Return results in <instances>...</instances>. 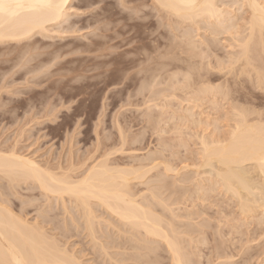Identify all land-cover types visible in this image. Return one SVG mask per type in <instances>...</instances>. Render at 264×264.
Wrapping results in <instances>:
<instances>
[{"label":"bare ground","instance_id":"1","mask_svg":"<svg viewBox=\"0 0 264 264\" xmlns=\"http://www.w3.org/2000/svg\"><path fill=\"white\" fill-rule=\"evenodd\" d=\"M74 1H76V0H3V2L6 5H18V6L5 8L4 11L0 12V42L5 43L7 41H13V43H14V41H17V42L21 43V41L24 42L25 40L27 41L28 39L32 40L33 36L37 33H39L38 35L41 34L44 36L45 35L44 33L46 31H48V29H49V28H47L48 25H51L53 23L54 24L55 23L62 24L64 21H66L68 19V16L70 14L68 15L67 13H68L69 9H71L70 5L73 4ZM101 1H103V0H101ZM138 1L136 3H138ZM77 2H79V1H77ZM124 2H125V0H124ZM132 2L135 3V0L134 1L132 0ZM150 2H151V5L149 4ZM122 3H121V5H122ZM144 3H146V2H144ZM149 3L147 2L148 5L153 7L154 11L156 10L158 14H162L161 16H163L162 18H164L163 19L164 21L166 20V22H168L167 25L169 24L168 25L169 27L166 26V27H168L167 30L170 28L169 30H171L173 32V35H171L172 34L171 31L168 32L171 35V37L173 38L175 32H178L175 34H179V35H175L174 38L171 40V43H169L170 41L167 42L165 40H164V42H162L161 40H158L156 38L157 40L155 39L154 41H152V44L154 42V45H151V46L148 45L149 47H147V45L143 46L142 43L140 42L143 47H135L134 51L136 53L130 51L132 54L135 53L134 55H137L138 58L134 57V58L130 59L129 63H132L135 66V68L137 67V69H139V71H138V73H136V75L134 77H132L131 84L128 83L129 81H127V83L124 81V83H125L124 86H126V87H128L130 85L132 86L133 82H137L138 84H139V82L141 83L140 89H138V87H137V90H139V92L138 91H137L138 93L136 91L135 92L137 94L141 95V98L143 97L142 98L143 100L141 99L142 104L141 105L139 104V107L142 110H143L142 106H145V108H146V109L144 108L145 109L144 111H146V112H144V113L142 112L144 114V115L142 114L144 116L143 118L145 120L144 123L146 122L145 124L148 125L151 128V130H153L154 133L157 134V137L161 138L163 136L162 137L163 140L167 138V137L164 138V135L167 136L168 134L166 135V133H168V132L171 133V136L174 135L175 139L177 140L176 144H178V140H179V144H180V145L178 144L177 146H174V147L175 148L177 147L176 149H179L180 146H181V148L183 146L186 153L191 154L192 151H190L191 149H188V147L191 146L190 141H194L193 146L197 147V148H196L195 153L194 152H192V153L194 154L195 159H197V160H195V159L194 160L197 161L198 163L197 162L195 163V161H194L193 162L194 164H192V165H191V163L189 164L188 162H187L188 164L186 163L184 165H181L183 163V160L181 161L182 162L181 163L180 160L182 158L180 160H178L180 158V157H178V158H176V160L178 161V163L179 162L180 163L175 165L177 163V161L175 160L176 163L174 164L172 158L175 159V157L180 155V152L178 150H176V152H174L175 151L174 150L169 155V157L171 156V159H168L169 157L167 158L165 156L166 155L165 153L171 152L169 149H171V150L175 149V148H173V149L171 148V147H173L174 143L171 146V144L169 143L170 141H168V140H166L167 142H164L165 140L159 141L162 143H158V141L156 140L157 143L159 144V146H162L161 147L162 150H160L161 153L158 150L156 152V150L154 149L155 150V151H153L154 154H151L148 156V154L146 153L148 159H146L147 157L143 155L146 158L143 157L144 159H142V157H141V158H138V160H137L136 158L139 157V156H137V154L135 155V159L132 157L133 154H135L133 152H137L134 150V151H130L133 153L132 156L130 157L133 159V161L132 162H128V161L125 162V160H127V159L122 160L124 157H120L122 155L121 153H123V155L128 154L129 152L127 150L130 148H128V149L125 148L127 153L124 154V152H126V151H124L125 150L124 147L129 142H132V143H130L132 146H134L137 142L135 140H132L131 137H127L126 134H128V133H126V132H128V130L125 132L126 134L123 133L124 131L122 128L124 127V125L122 126V128H120L121 124H118V122H117L116 124L118 126H120V127H118V129L116 126L117 131L119 130L118 133L120 134V137H119L120 142L118 140L119 144H117V142H116V146H109L108 143H107L108 145L105 144L106 145L105 149H104V147H102V149H104L105 151H103V155L101 157H97V158H94V160H91L94 157L92 155L93 154V152H92V154H91L92 158H90L91 156L88 155L89 156L88 160H87V157H88L87 156L86 158H84V162H83V160L78 161V162H83V163H80L81 165L79 167L77 166V168H76V166L75 167L72 166L73 162H71V161H69L71 165L68 166V164H67L65 167H62V165H60V164H57L58 166H55L52 163L50 166V165H47V163L41 164L42 162L40 163L39 161L33 160L32 158H28V156L25 157V156L21 155V154H26L23 151H21L22 153L19 155L18 150L17 149H16L17 151L15 150V147H16L15 145H14V149H11V148H13V146H11V147H9L10 148L9 150H8V147L6 146L5 148H7V149L5 151L3 148H2L3 150L0 149V176L2 175L1 176L2 178L3 177L6 178L4 181L8 180V182L10 183L9 184V183L5 182L6 184H9L12 186L13 190L11 189L10 191L15 192V190H17V187L19 189V187H23V185H24V187H25V185L27 186V190L29 189V192H32L34 189H39L40 190L39 192L42 193L41 197L44 196L46 198V200H43V201L45 203L47 202L48 205L49 204L53 205V206L49 205L48 207L52 208V207H54L56 202H57L56 205L60 203L59 205H57V207L62 205L63 206L62 209L67 213L66 214L64 212L66 215H68V217L69 216L71 217L70 211H73L72 209L74 207V206L71 207L69 204H72V205L75 204V207H76L75 209L77 210V208H78V210L80 212L78 214H79V216H81V218H79L81 220L80 221H79V219L77 220L76 215L74 216L72 214V217L71 218L69 217L71 220L68 218L69 221H72L73 220L72 218L76 217V219L74 218L76 221L74 220L75 222L73 221L72 223L75 224L76 222H80L79 224H81L82 223L81 221L83 219L82 225H84L85 227L84 226H83L84 228L80 227L82 225L79 226V224L77 223L76 229L78 228V226L80 227V231H81V228H82V231H84L83 229H86L85 232L89 233V234L86 233L87 236L90 235L91 241H94V243H95V244H93V246L95 247V245L96 246L99 245V246H97L95 248L93 247V248L96 250H98V248H100L103 251V253H101L102 251L100 252V249L98 251L101 253V255L103 254L105 257H107L108 260L104 257H103V259L104 260L106 259L108 262L110 261L109 262L110 264H113V262L115 264H124V263H126V261L128 263L129 259L132 261V262L129 261L132 264L134 262H135V264H162V261H164L165 259H168V261H169L168 264H202V263H200L199 260L202 259L201 258L202 254L205 255L204 253H202L205 250L203 248L205 246H206L205 248L208 249V251H209L208 254H210L211 257L213 256L212 258L215 259L214 261L212 259L211 260L212 262L209 261L210 263L207 262V264H231L234 262V259L231 261L230 259H231V257L233 258V256H231V255L228 256V254L230 252H229V247H228L229 245H227V244L230 242L229 244L232 243V245H233L234 242H232V239H230V238L231 237L233 238L235 235L243 232L242 230H239V233H237L238 231H236L240 227L238 225L241 222H242L241 223L242 227H243V224L246 225L245 223H247L248 221L253 223V221H254L253 217L256 216L255 213H257L258 209L264 207V203H259L257 201V199H256L257 197L255 194L256 191H259V192L264 191V112H263L264 108L260 109V107H263L262 105H264V104H262V105L260 104L261 106H257V108H256V103H255V105H253L254 100L259 99V97H257L254 92L258 89L259 93L261 91V95H262V93L264 94V0H149ZM127 5H128V3H127ZM129 5H130V3H129ZM92 6H93V4H92ZM123 6H125V3ZM131 7H130V11L132 10ZM136 7H137V5H136ZM142 7H146V4H145V6H142ZM89 8H91V7H89ZM103 8H105V6ZM124 9H126V8H124ZM134 9H136V8H134ZM141 10L142 9L139 10L138 15H140V14L142 15V14L146 13V12L143 13L142 11H144V10H142V11ZM117 11H120V10L117 9ZM135 11L133 12V14H137V12H135ZM140 11H141V13H140ZM122 12H125V11H122ZM239 12H241V13H239ZM101 13H103V12H101ZM117 17H118V14H117ZM128 17H129V14H128ZM155 17L156 16H154V18ZM138 18H136V19L137 20L141 19V18H139V19ZM149 18H150V16H149ZM102 19H100V20H102ZM108 19H112V18H108ZM69 20L70 19H68V21ZM94 20H96V19H94ZM105 20H103V22ZM121 20L122 19L120 18L119 21L121 22ZM134 21H136V20H134ZM128 22H129V20H128ZM138 22H139L138 23L139 26H137V28H140V27L142 28L144 25H147L143 21L142 22L138 21ZM145 22H146V20H145ZM67 23H65V24H67ZM98 23L99 22H97V25H98ZM118 24L119 23H117V25ZM59 25L57 24V26H59ZM71 25H69V26H71ZM74 25H75V23H74ZM104 25L107 26V24H104ZM108 25L112 26L113 24L108 23ZM121 25H123V24H121ZM134 25H137V24H134ZM76 26H75V29H76ZM90 27H88V28H90ZM134 27H136V26H134ZM72 28L69 27L68 29L72 30ZM103 28H102V30H103ZM115 28H117V27H115ZM125 28L126 27H124V29ZM158 28H160V26ZM85 29H86V27H85ZM97 29H99V28H97ZM122 29H123V27L121 28V30ZM140 29H138V30L141 31ZM73 30H74V28H73ZM135 30H137V29H135ZM158 30H160V29H158ZM203 30H204L205 34L209 35L211 38L209 36L208 37L206 36L207 39H204L205 37L200 34L201 32H203ZM56 31H60V30H56ZM77 31H79V30H77ZM106 31H107V29L103 32H106ZM109 31H107V32H109ZM115 31L116 30H114V34L115 33L117 34V32H115ZM128 31H130V30L128 29ZM139 31H138L137 35H139V33H140ZM199 31H201V32H199ZM70 32H68V33H70ZM64 33H65V30H64L63 34ZM155 33H157V32H155ZM59 34H62V33H59ZM128 34H129V32H128ZM169 34H168V36L170 38ZM119 36H120V34H119ZM119 36H117V37H119ZM120 37H122V36H120ZM158 37L160 38L159 35H158ZM161 37H163V35ZM175 37L177 40H179L176 43H175V40H176ZM98 38H100V36ZM106 38L110 39V37H108V36ZM106 38H105V40H106ZM103 39H104V35H103ZM103 39H102V41H103ZM118 39H121V38H118ZM126 39H128V38H126ZM148 39H149V37H148ZM164 39H166V38L164 37ZM99 40L94 41V45L92 43H90V44H92L93 46L101 45ZM114 40L115 39H112V42H114ZM129 40H130L129 41L130 46L132 43H135L134 42L135 41V34L132 35V37H130ZM162 40H163V38H162ZM115 41H117V40H115ZM137 41H138V39H137ZM27 42H30V41H27ZM108 42H105V43L110 45ZM8 43H10V42H8ZM19 43H17V45H19ZM117 43L118 42H116V44ZM106 44H104V47L106 46ZM149 44H150V42H149ZM32 45H34V44H32ZM32 45L28 44L29 47H27V48L25 47L26 45H24L25 49H22V48L20 49L22 51L24 50L23 52L19 51L17 48L16 50H18L19 53L21 52V54H18L17 56L19 58L23 59L25 57H22V56L27 55L28 60H27V58H25L27 61L31 60L30 58H33L34 55H35V57L39 56V58H40V56H43L41 54V52L44 51V49H47V47H44V45H43L44 49L42 50V47H41V52L39 51L40 53L37 54L38 53V50H37L38 47L34 48V46H36V45H34V46H32ZM67 45L65 46L66 48H64V47L58 48L57 47L58 50L55 49L56 52L53 50L52 54L48 51L49 55L50 56L52 55L51 58L54 56L58 59L61 58L59 56V54L60 53L63 54V52H64L63 48L65 50H67ZM70 45H68L69 48L71 46H73V44L71 46ZM221 45H223L222 46L223 48L221 47ZM30 46L33 48H30ZM78 46L77 47L75 46L76 51L81 50V46L77 50ZM128 46H127V48H128ZM20 47H22V45H20ZM75 47H74V50H75ZM95 47H97V46H95ZM108 47H105V48L108 49ZM111 47H109V49ZM219 47L222 48L221 50H223V49L228 50V51L225 50V51H227L226 56H220L219 55V51H218L220 49ZM13 48H14V46H13ZM69 48H68V50H69ZM85 48H87V50H88L90 48V46L86 47V45H85ZM98 48H100V46H98ZM105 48L102 49V47H101L99 50H105ZM113 48L115 51H117L116 49L118 47L115 48V46H113L111 49L113 50ZM121 48H123V47H121ZM10 49H11V47H10ZM6 50H7V48H6ZM16 50L14 49L15 52H17ZM94 50L96 51V49H94ZM1 51H2V49H1ZM3 51H5V50H3ZM70 51L72 53V50H70ZM82 51L81 52L79 51V52L83 54L84 51L83 52ZM8 52H10V51H8ZM73 52L75 53V51H73ZM97 52H98V50H97ZM34 53H36V54H34ZM71 53H69V55ZM74 53H72V56ZM114 53H116V52H114ZM132 54H130L131 57L134 56ZM29 55H30V57H29ZM49 55H47V57H49ZM104 55H105V53H104ZM127 55H128V53H127ZM130 55H129V57H130ZM9 56H11V55H9ZM66 56H67V54H65V57ZM101 56H103V55L101 54ZM65 57L62 58L63 62H64V59H66ZM108 57H110V59L113 58L112 55H110ZM118 57L116 56L113 59L119 60L121 56L119 58ZM56 58L53 60H58ZM23 60H22V62H23ZM34 60L36 61L37 58ZM34 60L33 61L31 60L32 63L34 62ZM45 60H46V58H45ZM45 60L44 61L41 60V62H40V60H38L39 61V63L37 61L38 64L35 62L37 64V67H41V69H42V67H44L45 65L47 66L46 63H48L49 59L47 62ZM53 60H50V62H52ZM108 60H109V58H108ZM14 61L16 63V59H14ZM19 61L21 62V59ZM27 61H25V62L28 63L27 64V66H28L30 61L29 62H27ZM81 61H82V59H81ZM95 61H96V59H95ZM20 62H19V64L17 62L16 66H18V65L20 66V64L22 63V62L21 63ZM67 62H69V61H67ZM109 62H112V61H105L104 65L106 66V63L110 65ZM35 63H34L33 67H34L35 71L37 72V69H39V68H37V69L35 68V66H36ZM48 64L50 66L51 65H57V64H50V63H48ZM95 64L96 63H94V65ZM25 65L26 64H24V67H25ZM63 65H65V64H63ZM86 65H87V63H86ZM21 66L23 67V64ZM29 66L31 67V65H29ZM46 66H45V68H46ZM48 67L49 66H47V68ZM53 67H50V68L52 69ZM57 67H58V65H57ZM80 67H81V65H80ZM109 67H111V66H109ZM109 67H108V70H109ZM50 68H48L47 71L42 69L43 72L45 71V73H44L45 75H46V72L51 70ZM111 68H113V67H111ZM95 69H97V68H95ZM57 70H55V71H57ZM59 70H62V69H59ZM104 70H106V69H104ZM108 70H107V72H109ZM35 71H33L34 73L29 72L28 74L31 73V74L36 76L38 73L35 74ZM40 71L41 70H39L38 72L40 73ZM55 71H52V72H55ZM76 71H74V72H76ZM130 71H129V73H130L129 78H131V72H132V71L131 72ZM59 72L63 73L62 71H59ZM107 72H105V73L107 74ZM126 73H125V76H126ZM48 74H49V72H48ZM48 74H47V76H48ZM63 74L66 75L68 73H66V74L63 73ZM63 74H62V76H64ZM112 74H113V71H110L109 75H107L105 77V79L107 78V80H110L111 77L113 76ZM53 75L55 76L54 73L52 74V76ZM123 75H124V73H123ZM40 76H41V74H40ZM49 76H51V74H49ZM179 76L183 80L178 79V78H180ZM33 80H35V79H33ZM82 83H84V82H82ZM137 83H135V84H137ZM105 84H106V82H105ZM55 85H56V83H55ZM161 85L163 86V88L160 89L159 86H161ZM156 86H158V87H156ZM122 87H123V85H122ZM156 88H159V89H156ZM252 88H255L256 90H253ZM245 89H247V92H245L246 91ZM127 90H129V89H127ZM133 90H134V88H133ZM78 93H80V92H78ZM133 94L135 95V93H133ZM134 95H133V97H134ZM135 96L138 97L137 95H135ZM259 96H260V94H259ZM262 96H264V95H262ZM128 98L129 99L127 102H129V100L132 99L130 97H128ZM39 99H40V97H39ZM260 99H261V97H260ZM206 100L209 102L208 104L212 106V107L211 106L210 107L213 110L209 108L211 111H214V110H217L218 108H220L219 111L221 110L224 113L226 111V113H225L226 116L223 119L221 116H219V117L217 116V118L215 117L214 119H210L208 117L210 115L206 116L207 113H209V112H207L205 114L206 118L204 119L203 118L204 117V111L206 112V110L203 109L201 111V108L203 106H206L207 103H205V105H202L201 103L204 104L203 101L207 102ZM261 100H259V101H261ZM138 101H140V100L136 99V102H138ZM173 101L174 102L177 101L178 102V103L176 102L177 105H175L173 103ZM255 101L257 102V100H255ZM130 102H132V101H130ZM199 102H200V105H202V107H200L198 105ZM263 102H264V100H263ZM133 103H134V101H133ZM171 103H172V105H174V107L180 105L181 108L179 107V109L177 107H175L176 110H179V111L174 110L175 108L173 109V106L171 105ZM134 104H133V106H134ZM3 105H5L4 102H3L2 106ZM227 105L230 107L229 108L230 110L229 109L225 110ZM125 106H128V105H125ZM198 107H200V110L197 112L199 115L197 113L193 112V111H195L194 109L198 108ZM215 107L216 108L218 107V108L216 109ZM207 108H208V106H207ZM12 109L13 108H11V110ZM155 109H157V111H159L158 112L159 115L157 114ZM169 109L172 110L170 112V114L168 113ZM209 109H208V111H209ZM137 110H135V111H137ZM154 110L156 112L155 114H157V117H156V115H154ZM228 110H229V112H227ZM48 111H49V109H48ZM48 111H46V113ZM211 111H210V114H212ZM13 113H15V111ZM103 113H104V111H103ZM140 113H141V111H140ZM167 113L169 114V117H168ZM224 113L222 116H224ZM196 114L198 115V119H193L194 116H196ZM215 114H217V113H215ZM218 114H219V112H218ZM4 115H5V113H4ZM12 115H14V114H12ZM51 115L52 114L48 115V116H50V117H48L49 119L52 118ZM102 115H105V114H102ZM212 115H211V117H212ZM228 115H229V117H228ZM140 116H141V114L139 115V119H143V118H140ZM166 116L168 119L167 118L164 119V117H166ZM191 117H193L192 120H190ZM226 117L229 118V119L227 118V122H226V123L229 122V124H227V125L224 124V126L225 125L228 126L229 129L227 127H224V126L223 127L220 126L223 123L222 121H221L222 123L219 124L220 120H224V119H226ZM123 118H126V117L123 116ZM119 119H120V116H119ZM139 119H135V121H133V120L132 121L135 123V122H137L136 120H139ZM99 120H100V118H99ZM14 121H16V119H14ZM17 121H18V119H17ZM37 121H39V120H37ZM122 121H123V119H122ZM218 121H219L218 125L220 127H222L221 129L219 128V126H216ZM98 122H100V121H98ZM114 122H116V121L114 120ZM185 122L187 124L189 123L188 125H193V127L196 126V127H200V128L202 127L204 129L206 128V129L205 130L203 129L204 131L201 132L199 128L194 127L195 130L192 128L193 130H191V133H190V131H189L190 126L189 127L186 126ZM19 123H20V121H19ZM30 123H31V120H30ZM35 123L37 124V122H35ZM40 123H42V122H40ZM119 123H120V120H119ZM123 123L126 125L125 122H123ZM170 123H171V125H170ZM172 123H174V125ZM215 123H216V125H215L216 127L215 126L214 127L216 129L219 128V130H224L223 128H225V129L227 128L226 130H224L225 131L224 134L219 135L220 131H218V130H214V131H217L216 132L217 134L213 130H212L213 131L212 133H206V131H208V129L211 128L210 127L211 125H212V128L214 129L213 125ZM24 124H22V125H24ZM127 124H128V122H127ZM130 124H132V123H130ZM168 124L170 126H172V125L173 126L170 127V126H168ZM27 125H29V124H27ZM27 125L25 127H27ZM101 125H103V123H101ZM142 125H143V123H142ZM183 125L187 128H185ZM97 126L99 127L98 124H97ZM148 126H146V127H148ZM205 126H207V127H205ZM130 128L131 127H129V132L131 131ZM134 128H135V126H134ZM183 128H185L184 130L187 129L188 131H186V132L183 131ZM125 129H126V127H125ZM197 129H199V131H197ZM25 130H26V128H25ZM145 130H146V128L144 127V131ZM151 130H149V131H151ZM20 131H22V129H20ZM193 131H196V132L194 133ZM224 131H221V132L223 133ZM145 132L142 134H145ZM115 133H117V132H115ZM187 133H189V134H187ZM132 134H133V132H132ZM132 134L130 132V135H132ZM138 134H139V132H138ZM97 135H99V134H97ZM110 135H112V134H110ZM110 135L108 134V137H110ZM134 135L136 137L132 135L134 137L133 139H135V138L137 139L138 138L137 135L136 134H134ZM138 136H140V135H138ZM99 137L100 136H98V138ZM105 137H106L105 138L106 140L105 139L104 140L107 142V136H105ZM111 137H110V139H111ZM146 137H147V135H146ZM101 138H103V137H101ZM128 138H130L132 141H130ZM143 138H144V136H143ZM160 138H158V139H160ZM140 139H141V137H140ZM97 140H100V139H97ZM169 140H170V138H169ZM100 141H97L96 143H98ZM115 141H117V140H115ZM137 141H138V139H137ZM173 141H175V140H173ZM100 143H102V142H100ZM113 143H115V142L113 141L112 144ZM143 143H144V141H143ZM176 144H174V145H176ZM103 145L102 144L98 145L97 149H98V147L103 146ZM139 145H141V144H139ZM169 146H170V148H169ZM71 147H73V146H71ZM129 147H131V146L129 145ZM138 147H141V146H138ZM106 148H108V149H106ZM166 148H169V149H167L169 151H166ZM70 149H72V148H70ZM192 149H194V148H192ZM99 150H100V148H99ZM136 150H138V149H136ZM138 152H139V150H138ZM118 153L120 154V156H118V157H120L121 159H119L117 157ZM156 153H160L161 155L156 154ZM184 154H185V152H184ZM69 155H71V154H69ZM79 156H81V155H79ZM79 156H78V158H79ZM164 156H165V158H164ZM128 157H129V155H128ZM69 158L71 159L73 157L69 156ZM75 158H77V157H75ZM184 158H185V156H184ZM85 159H86V161H85ZM71 160H74V159H71ZM89 160L92 162L88 163ZM191 160H192V158H191ZM129 161H131V160H129ZM187 161H189V160H187ZM184 162H185V160H184ZM75 163H74V165H75ZM48 164H49V162H48ZM78 165H79V163H78ZM63 166H64V164H63ZM191 168L195 169L194 173H193V171L191 173V174H194L195 177L193 175H192L193 177L189 176V174H188L189 169H191ZM207 168L211 169V172L208 173V177H209L207 179L209 181V182L207 181L208 183L206 182L205 177L202 178V176H203L202 174L205 173V172L203 173L202 170L207 169ZM183 171H185V172L187 171V173H185V172L183 173ZM153 172H155L157 175L156 176L153 175L152 174ZM151 174L153 176H151ZM205 174H204V176H206V178H207V174L206 175ZM172 177L174 179H172ZM154 178H156V179H154ZM168 178L169 179L171 178V179L169 180ZM204 182H206L207 184H205ZM187 183H188V185H190V183H192L194 188L191 189L192 186H186ZM181 184H183V185H185V187H187L184 191L181 190V188H180L182 186ZM141 186H145V188H141ZM178 186H180V187H178ZM185 187L182 186V189H184ZM189 188L191 189V191L190 190L187 191V189H189ZM3 189H4V187L0 191L2 192ZM7 189H9V186ZM35 191H37V190H35ZM3 192H2V194H3ZM215 192H216V194L219 192L218 193L219 196L222 193L223 196L228 197L227 199H229V200L226 201L227 203L228 202L230 203L231 201L237 202L236 200H238V204H236V205H238L237 207L239 208V213H240L239 215H237L238 212L236 213V217H238V218H236L232 212V215L234 217H232L230 220L228 218V216H230V215H225L224 213H226V212H224L223 216L225 215L226 217L224 216V218H223L222 216H219V217H221V219H224V221L217 219L218 221L215 222V223H217V224H215L217 227L214 224L212 225L211 223H209V219L204 218V216L206 217V214L208 215L207 217H209V214H208L209 212L207 210L208 205L206 206V204H207L206 202H210L209 194H215ZM259 192H258V194H259ZM8 193H10V192H8V191L6 192V194L8 195L6 197L11 196ZM13 193H12V195H13ZM190 193H192V194H190ZM2 194H0V195H2ZM16 194L19 195V190H17L16 193H14L15 196H17ZM20 194H21V191H20ZM216 194L214 196L217 197ZM188 195H192L193 198L195 196V198L192 200V197L191 196L188 197ZM15 196H12L10 198H13L12 200L14 201ZM32 196L33 195L31 194L30 197H32ZM3 197L0 200V264H84L85 263L84 261H81L82 259L81 260L79 259V258H81L80 256L77 257L78 254L77 255L75 254V252H74L75 250L69 251L70 248L68 249L66 247L67 242H65L66 244L64 243L65 246H64V244L62 245L60 243V242L63 243V241H60V240L66 239V241H67V240L71 239V237L69 239L67 238V236L71 233L70 232L71 228H69V231H68V227L70 226L68 224V222H69L68 219L65 220L66 224L65 223L63 224L62 222H60L63 225L62 224H57V225L58 226L60 225V227H63L64 229H66L65 232L62 234H66L67 231L70 233L67 236L63 235L62 237L65 236V238H63V239L60 238L58 240L57 239L58 236L55 239L54 238L55 236H53V235L51 236L50 234H49L50 235L49 236L46 233V232H48V233L50 232V231L46 230V227H43V225H41V226L39 225L40 223L42 224V221H40V223L38 222L39 224H35L31 221L32 224H30V223H28L29 220L27 221L26 218H24L25 213H24L23 208L26 207L25 205H27L26 204L27 202L22 201L21 199L20 200L22 202L19 200L22 203V205L21 204H19V205H21L23 207H22V209L19 208L21 210L18 212L16 211L17 212V214H16L14 212V210H12L10 208V207H12V206H10V203H9V202H11V200H9V198H7V200H8L7 201L4 199L6 197H4V198ZM24 197H26V196H24ZM225 197H224V199H225ZM26 198L28 199V197H26ZM35 198H38V197H35ZM45 198H43V199H45ZM212 198H213V196H212ZM230 198H231V200H230ZM32 199L30 198V200H32ZM221 199H223V198H221ZM188 200H192L191 202L193 204L188 205L187 202L188 203L190 202ZM195 200L197 202H199L201 205L199 206V204H197V202L195 204ZM218 200H220V198ZM32 201L28 200L29 203H31ZM24 202H25V205H23ZM213 202H211L210 205L213 204ZM215 202H216V200H215ZM217 202H219V201H217ZM12 203H11V205H12ZM29 203H28V205L31 206V204H29ZM229 203H228V205L230 206L231 204H229ZM94 204L95 205L97 204L99 207H101L103 209V218H102L103 221H102L101 217L99 216L100 213L98 215L96 214V213H98L99 208L95 207ZM216 205H217V203H216ZM220 205H221V203H220ZM220 205H218V206H220ZM41 206H42V204H41ZM218 206H217V208H219ZM222 206H224V203ZM48 207L46 209L44 207V211L46 210L45 211L46 213H47V210H50V208L48 209ZM57 207H54V209ZM26 208H28V207H26ZM41 208L42 207H40V209ZM69 208H72V209L69 210ZM95 208H98V210L96 211ZM52 209H51V213H52ZM220 209H221L220 210V212H221L222 208H220ZM206 211H207V213H206ZM237 211H238V209H237ZM19 212H21L24 217H22V215H18ZM41 212H42V210H41ZM61 212L62 211H60L59 213H61ZM218 212H219V209H218ZM21 213H19V214H21ZM215 213H216V211H215ZM219 213H218V215H222ZM228 213H229V211H228ZM43 214H45V213H43ZM105 215L109 216L110 218H113V220L115 219L116 221H113V220L109 219L108 217L106 218ZM211 215H212V213H211ZM213 215H214V213H213ZM26 217H27V215H26ZM39 217H37L38 221H39V219L42 218V217L41 218H39ZM99 217L101 220L99 219ZM37 218L35 220H37ZM210 218H211V216H210ZM51 219L52 218H50V220ZM55 220H56V217H55ZM55 220H52V222H50V225H51V223L54 225ZM62 221H63V219H62ZM222 221L225 223H223ZM45 222L46 221H44V225H45ZM98 222L99 223L102 222V223H104V225L107 224L108 228L111 226V227H113L112 229H117L118 230L117 233L118 232H119V234L122 233L121 234L122 236L124 235L127 237V235H129L128 236L129 238H126L129 240H126L125 237L123 238L125 240V241L123 240L124 241L123 244L120 243V241H119V239H121V241H122V238H119L121 236L118 234L119 237L116 238L117 236L115 234H117V233H115V232H114L115 234H113V235H115L116 237L112 236V234L109 236L108 233H107L108 235L106 233H104L107 235V239L106 240L104 239V240L107 241L108 237H110V239H112L111 242L112 241L115 242V240L118 239L116 241L114 247L115 248L117 247L118 249H120V247H121V249L122 248L125 249L123 251H126V252H127V250H130V252L132 251L131 252L132 254L130 253V255H129V252L126 253V252H123L122 250L121 251L124 254H122L121 252H120L121 253L120 254L117 251L118 249L116 250L114 247L113 248L111 247V250L115 254L112 253L111 251H110L111 252L110 253L109 247L111 246L110 245L111 242L109 244V241L104 242L101 240L103 242V244H102V242L100 243L99 240L101 238H98L97 237L98 235L96 234V232L99 234L100 231L103 233V231L105 229H106L105 231H107V230L109 231L110 228L107 229L106 228L107 226L105 227V226H103L102 223H100V224H102L103 227L99 228V225H100L99 224L98 229H97L96 226H97ZM230 222H231V224L232 223L233 224L229 225L228 223H230ZM255 222H256V220H255ZM260 223L258 225V223L256 222V224L258 226H260ZM33 224H35V225H33ZM47 224H49V222L46 223V226H47ZM222 224H223V226H222ZM249 224H251V223H249ZM256 224H254V225L257 226ZM225 226H227V228H229V229L225 228ZM54 227L56 228L55 229L52 227L54 230H58L57 228H59L55 225H54ZM73 227L75 228V225ZM250 227H251V225H250ZM261 227H263V226H261ZM44 228H45V230H44ZM103 228H105V229H103ZM223 228L227 229V231L231 230L229 232V234H228V232H225L226 237L230 236V238L228 237L230 239V241L229 242L227 241L228 243L224 242L227 244H224L222 241V238H225V237H222L224 235L223 234V230H224ZM99 229H102L103 231L102 230L99 231ZM248 229H249V227H248ZM208 231H209V233H210V231H212L211 234L213 233L212 235L210 234L211 240H209L210 238L208 236ZM260 231H261V229L259 230V233L261 234ZM54 232L55 231H53L52 233H54ZM62 232H63V230H62ZM75 232H76V230H74V233ZM101 232H100V234H101ZM234 232H236V233H234ZM56 233L57 232H55V234ZM78 233H82V232H78ZM247 233L248 232L246 231V234ZM254 233H256V231ZM233 234H234V236H232ZM95 235H96L97 239H96ZM263 235L261 237H263ZM248 236H250V235H248ZM253 236H252V239L254 238ZM113 237H115L116 239L114 238V240H113ZM239 237L241 238V236H239ZM256 237H258L257 240L259 242H261L260 240L262 238L259 235ZM250 239L249 240L247 239V241H250V242L253 241L254 242V239L253 240H250ZM236 240L238 241L239 239L233 238V241H235V243H236L235 245L237 246L238 242H236ZM257 240H255V241H257ZM126 241H129V243L127 242V244L130 245V246L128 245V248H126L127 244L125 245ZM97 242H99L100 244ZM114 242H112V244H114ZM239 242L241 243V241H239ZM244 242H246V241H244ZM244 242L242 244H244ZM247 244L249 245V242L246 243V245ZM258 244L260 246V243H258ZM261 244H262V242H261ZM263 244H262V247H263ZM223 245L224 246L227 245V246H225L226 248H223L224 247ZM232 245H230V246H232ZM241 245L238 248H241V251H243V249L246 247V245L245 246L243 245L242 247H241ZM122 246H124V247H122ZM233 247H235V246L233 245ZM249 247L250 246H247V249H245L247 251H244V253L245 252L249 253L248 252V250L250 249ZM257 247H256V249H257ZM262 247H261V249H262ZM113 249L116 250L117 253ZM233 249H230V250H233ZM251 249L253 250V247ZM235 250H236V248H235ZM237 250L239 251L240 249H237ZM237 250H236V252L238 253ZM257 250L254 249L253 252L257 251ZM260 251H258V252H260ZM233 252H231V253L233 254ZM96 253H98V252H96ZM241 253H238V254L240 255ZM249 254H251V253H249ZM121 255L122 256L125 255L124 257H126V255H128L129 259H128V256L125 258L127 260H125L124 257H122L123 259H121ZM261 255H263V254L261 253L260 256ZM255 256H256V254L254 255V257ZM165 257H167V258H165ZM245 257H247V256H245ZM254 257L251 259L255 260L256 257L255 258ZM257 257H258V255H257ZM161 258H162V261H161ZM198 258H199V260H195ZM207 258H210V257H207ZM205 260L208 261L209 259H205ZM257 260H256V262L258 264L260 261L258 262ZM123 261H125V262H123ZM165 261H167V260H165ZM250 263H251V261H250ZM104 264H106V261H104Z\"/></svg>","mask_w":264,"mask_h":264},{"label":"rangeland","instance_id":"2","mask_svg":"<svg viewBox=\"0 0 264 264\" xmlns=\"http://www.w3.org/2000/svg\"><path fill=\"white\" fill-rule=\"evenodd\" d=\"M77 1H79V2H77ZM87 1V2H86ZM134 1V0H133ZM138 0H135V3L134 2H132V0H125V2H124V0L122 1H120V0H103V1H101V0H76V1H74L73 2V4H71L70 6H71V9H69V11H68V19H70L69 21H68V19L66 20V21H64L62 24H60V23H53V24H51V25H48L47 26V28H49L48 29V31H46L44 34V36L43 35H38L39 33H37V34H35L34 36H33V38H32V40L31 39H28L27 41H30V42H27L26 40L23 42V41H21V43H19V42H17V41H14V43H13V41H7V42H5V43H3V42H0V51H1V49H2V51L0 52V149H4V151L7 149V148H5L6 146L8 147V150L10 149L9 147H11V146H13V148H11V149H14V145L16 146L15 147V150L17 149L18 150V152H19V155L22 153L21 151H23V152H25L26 154H21V155H23V156H28V158H32L33 160H36V161H39L41 164H44V163H47V165H50L51 166V163L53 164V165H55V166H58L57 164H60V165H62V167H65L67 164H68V166L69 165H71L70 164V162L69 161H71V162H73V164H72V166L73 167H75L76 166V168H77V166L79 167L81 164L80 163H83L84 162V158H86L88 155L89 156H91V154H92V152H93V158H92V156L90 157V158H92L91 160H94V158H97V157H101L102 155H103V151H105L104 149H105V146L106 145H108L109 144V146H116V142H117V144H119V142H120V134L118 133L119 132V130L117 131V129H118V127H120V126H118L116 123L118 122V124H121V127L120 128H122V126L124 125V127L122 128L123 129V133H125L127 130H128V132H126V133H128V134H126V136L127 137H131L132 138V140H135L137 143L134 145V146H132L130 143H132V142H129L128 144L131 146V147H129V145L128 144H126V146L124 147V149L126 148V149H128V148H130V149H128L127 151L129 152L128 154H126L127 153V151H126V149L124 150V151H126V152H124V154H126V155H123V153H121L122 155L120 156V154L118 153V155H117V157L118 156H120V157H124L122 160H125V159H127V160H125V162L126 161H128V162H132L133 161V159L132 158H130L131 156H132V154L133 153H135V154H133V158L135 159V155L137 154V156H139V157H137L136 159L138 160V158H141L142 157V159H144V158H146L147 157V154H148V156L149 155H151V154H154L153 153V151H155L156 150V152H157V150L160 152V150H162V146H159V144L158 143H162V142H159V141H164V142H167L166 140H168V141H170L169 143L171 144V146H172V144L174 143V144H176V139H175V136L173 137V136H171V133H166V135L167 136H165L164 135V138H166V139H164L163 140V136L160 138V137H157V134L156 133H154V131L153 130H151V128L148 126V125H146L145 123H144V112H146V111H144L146 108H145V106H142V108H143V110L139 107V104L141 105L142 104V98H141V95H139V94H137L138 92H139V90H137V87H138V89H140V87H141V83L139 82V84L137 83V82H133L132 83V86L130 85V86H128V87H126V86H124L125 85V83H124V81L127 83V81H129L128 83H130L131 84V79H132V77H134L135 75H136V73H138V71H139V69H137V67L135 68V66L132 64V63H129L130 61V59H132V58H134V57H136V58H138V56L137 55H134L136 52L134 51L135 50V47H143V46H146L147 45V47H149V46H151V45H154V42H153V44H152V41H154L156 38L158 39V40H161L162 42H164V40L165 41H167V42H169V43H171V40L174 38V36L175 35H179V34H175V33H178V32H175L174 33V36H173V38L171 37V35H173V32L171 31V30H167V28L169 27L168 25H167V23L168 22H166V20L164 21L163 19L164 18H162L163 16H161L162 14H158L157 13V11L155 10H153V7L152 6H150L151 5V2L149 3V0H139L138 1V3H136ZM82 2V3H81ZM97 4H96V3ZM123 2V3H122ZM128 3V5H127V3ZM141 2V3H140ZM144 2H146V3H144ZM147 2L150 4V5H148L147 4ZM121 3H122V5H121ZM124 3H125V6H123L124 5ZM129 3H130V5H129ZM132 3V4H131ZM143 3V4H142ZM92 4H93V6H92ZM134 4V5H133ZM145 4H146V7H142V6H145ZM107 5V6H106ZM136 5H137V7H136ZM141 5V6H140ZM69 6V7H70ZM86 6V7H85ZM105 6V8H103ZM132 6V7H131ZM140 8H139V7ZM88 7V8H87ZM89 7H91V8H89ZM114 7V8H113ZM119 7V8H118ZM130 7H131V11H130ZM150 7V8H149ZM152 7V8H151ZM116 8V9H115ZM123 8V9H122ZM124 8H126V9H124ZM134 8H136V9H134ZM138 8V9H137ZM145 8V9H144ZM101 9V10H100ZM117 9L118 10H120V11H117ZM129 9V10H128ZM134 9V10H133ZM140 9H142V10H144V11H142L143 13L144 12H146V13H144V14H140V15H138V13H139V10ZM147 9V10H146ZM149 9V10H148ZM152 11H151V10ZM125 11V12H122V11ZM136 10V11H135ZM138 10V11H137ZM106 11V12H105ZM129 11V12H128ZM137 12V14H133V12ZM141 11H140V13H141ZM154 11V12H153ZM101 12H103V13H101ZM120 13V14H119ZM132 13V14H131ZM154 13V14H153ZM156 13V14H155ZM239 13H241V12H239ZM102 14V15H101ZM117 14H118V17H117ZM122 14V15H121ZM128 14H129V17H128ZM104 15V16H103ZM107 15V16H106ZM111 15V16H110ZM136 15V16H135ZM145 15V16H144ZM103 16V17H102ZM132 16V17H131ZM141 16V17H140ZM149 16H150V18H149ZM152 16V17H151ZM154 16H156L155 18H154ZM96 17V18H95ZM98 17V18H97ZM125 17V18H124ZM141 18V19H139V18ZM145 17V18H144ZM96 19V20H94V19ZM103 18V19H102ZM108 18H112V19H108ZM115 18V19H114ZM120 18L122 19L121 20V22L119 21L120 20ZM128 18V19H127ZM132 18V19H131ZM135 18V19H134ZM136 18H138L139 20H137ZM148 18V19H147ZM100 19H102V20H100ZM107 21H106V20ZM143 19V20H142ZM154 19V20H153ZM86 20V21H85ZM88 20V21H87ZM103 20H105L104 22H103ZM117 20V21H116ZM128 20H129V22H128ZM132 20V21H131ZM134 20H136V21H134ZM145 20H146V22H145ZM109 21V22H108ZM124 21V22H123ZM127 21V22H126ZM138 21H140V22H144V23H146L147 25H144L141 29L140 28H137V26H139L138 25ZM68 22V23H67ZM97 22H99L98 23V25H97ZM121 23V24H123V25H117V23ZM133 22V23H132ZM158 22V23H157ZM65 23H67V24H65ZM74 23H75V25H74ZM108 23H110V24H113L112 26H110V25H108ZM117 25H115V24ZM57 24L59 25V26H57ZM65 24V25H64ZM72 24V25H71ZM104 24H107V26L106 25H104ZM134 24H137V25H134ZM156 24V25H155ZM159 24V25H158ZM67 25V26H66ZM69 25H71V26H69ZM74 25V26H73ZM77 25V26H76ZM93 25V26H92ZM125 25V26H124ZM136 26V27H134V26ZM75 26H76V29H75ZM91 26V27H90ZM101 26V27H100ZM104 28H103V27ZM109 26V27H108ZM160 26V28H158ZM166 26H168V27H166ZM66 29H65V28ZM74 28V30L76 31H74L73 30V28H72V30L71 29H68V28ZM85 27H86V29H85ZM88 27H90V28H88ZM108 27V28H107ZM111 27V28H110ZM115 27H117V28H115ZM123 27V29L121 30V28ZM124 27H126L125 29H124ZM135 29H140L141 31H139L140 33H139V35H137L138 34V31L137 30H135ZM157 27V28H156ZM79 28V29H78ZM81 28V29H80ZM84 28V29H83ZM97 28H99V29H97ZM102 28H103V30H102ZM130 30V31H128V29ZM133 28V29H132ZM107 29V31H109L110 29L112 30H110L109 32H103V31H105ZM146 29V30H145ZM158 29H160V30H158ZM163 29V30H162ZM50 30V31H49ZM56 30H60V31H56ZM64 30H65V33L63 34V32H64ZM71 32H70V31ZM77 30H79V31H77ZM82 30V31H81ZM114 30H116L115 32H117V34L119 33L120 34V36H124L123 38L122 37H120L119 36V34L117 35L116 33L114 34ZM124 30V31H123ZM133 30V31H132ZM158 30V31H157ZM63 31V32H62ZM74 31V32H73ZM126 31V32H125ZM135 31V32H134ZM163 31V32H162ZM167 31V32H166ZM172 32V34L170 35L168 32ZM202 31V30H201ZM201 31H199V32H201ZM58 34H57V33ZM68 32H70V33H68ZM128 32H129V34H128ZM132 32V33H131ZM149 32V33H148ZM152 32V33H151ZM154 32V33H153ZM155 32H157V33H155ZM159 32V33H158ZM59 33H62V34H59ZM108 33V34H107ZM127 33V34H126ZM146 33V34H145ZM153 35H151V34ZM161 33V34H160ZM106 34V35H105ZM113 34V35H112ZM135 34V43H132L131 44V46L129 45L130 43H129V39H130V37H132V35H134ZM155 34V35H154ZM157 34V35H156ZM167 34V35H166ZM168 34L170 35V38H169V36H168ZM202 36H204L205 38L204 39H207V37L209 36V35H207V34H205V32H204V30H203V32H201L200 33ZM103 35H104V39H103ZM116 35V36H115ZM127 35V36H126ZM131 35V36H130ZM158 35L160 36V38L158 37ZM163 35V37H161ZM43 36V37H42ZM100 36V38H98V37ZM108 36V37H110V39L109 38H106V37ZM117 36H119V37H117ZM126 36V37H125ZM201 36V37H202ZM207 36V37H206ZM112 37V38H111ZM114 37V38H113ZM138 37V38H137ZM148 37H149V39H148ZM164 37L166 38V39H164ZM210 37V36H209ZM105 38H106V40H105ZM118 38H121V39H118ZM126 38H128V39H126ZM162 38H163V40H162ZM211 38V37H210ZM94 39V40H93ZM100 39V40H99ZM102 39H103V41H102ZM112 39H115V40H117V41H115L114 40V42H112ZM137 39H138V41H137ZM153 39V40H152ZM156 39V40H157ZM175 39H176V37H175ZM174 39V40H175ZM100 41V43H101V45H95V46H97V47H95V46H93L94 45V41ZM109 42H108V41ZM145 42H144V41ZM150 40V41H149ZM173 40V41H174ZM177 40V39H176ZM175 40V43L176 42H178L179 40H177L176 41ZM39 41V42H38ZM93 41V42H92ZM125 41V42H124ZM128 41V42H127ZM143 41V42H142ZM8 42H10V43H8ZM32 42V43H31ZM42 42V43H41ZM105 42H108L110 45H108V44H106ZM116 42H118L117 44H116ZM121 42V43H120ZM142 43V45H141V43ZM149 42H150V44H149ZM17 43H19V45H17ZM27 43V44H26ZM90 43H92V44H90ZM126 45H124V44ZM139 43V44H138ZM7 44V45H6ZM28 44H30V45H32V44H34V45H36V46H34V45H32V46H34V48L36 47H38V53L37 54H39L40 52H41V47H42V50L44 49L43 48V45H44V47H47V49H44V51H42L41 52V54L43 55V56H40V58H39V56H37V57H35V55L33 56V58H30L32 61L34 60V59H36L37 58V60L35 61L34 60V62L32 63V61L31 60H29L30 61V63H29V65H31V67L28 65L27 66V64L28 63H26L25 61H27L28 60V58H27V55H25V56H22V57H25V58H27V60L25 59V58H19L17 55L18 54H21V52L19 53V51H22V50H20L21 48L22 49H25V47L27 48V47H29L28 46ZM72 45L73 44V46H71L70 48H69V46L68 45ZM75 44V45H74ZM90 44V45H89ZM104 44H106V46L105 47H113V46H115V48H117L116 50L118 51H115L114 50V48H113V50L110 48L109 49V47H108V49H106L105 47H104ZM120 46H119V45ZM130 46H128V45ZM17 45V46H16ZM20 45H22V47H20ZM24 45H26L25 47H24ZM38 45V46H37ZM63 45V46H62ZM67 45V50H65L64 48H66L65 46ZM79 45V46H78ZM84 45V46H83ZM85 45H86V47L87 46H90V48L87 50V48H85ZM108 45V46H107ZM138 45V46H137ZM149 45V46H148ZM13 46H14V48H13ZM19 46V47H18ZM78 46V48H77V50L80 48V46H81V50H78V51H76V47ZM98 46H100V48L102 47V49H104L105 48V50H99L100 48H98ZM127 46H128V48H127ZM223 45H221V47H222ZM10 47H11V49H10ZM24 47V48H23ZM40 47V48H39ZM57 47L59 48V47H64L63 48V50H64V52H63V54H59V56L61 57V58H56L55 56V58L56 59H58V60H53V59H55L54 57H52L51 58V56L49 55V52L52 54L53 52V50L56 52V50L55 49H57ZM74 47H75V50H74ZM92 47V48H91ZM120 47V48H119ZM121 47H123V48H121ZM221 47H219L218 49V51H219V55L220 56H226V54H227V49H223V50H221L222 48ZM6 48H7V50H6ZM13 48V49H12ZM18 48V50H16ZM30 48H33V47H31L30 46ZM68 48H69V50H68ZM84 48V49H83ZM14 49L18 52H15L14 51ZM40 49V50H39ZM86 49V50H85ZM94 49H96V51L94 50ZM3 50H5V51H3ZM58 50V49H57ZM70 50H72V53H74L73 51H75V53L73 54V56H72V53H71V51ZM84 51V53L82 54V53H80L81 51ZM97 50H98V52H97ZM111 50V51H110ZM125 50V51H124ZM133 50V51H132ZM225 50H227V51H225ZM8 51H10V52H8ZM14 51V52H13ZM24 51V50H23ZM22 51V52H23ZM40 51V52H39ZM49 51V52H48ZM80 51V52H79ZM82 51V52H83ZM106 51V52H105ZM122 51V52H121ZM127 51V52H126ZM135 52L134 54H132L131 52ZM225 51V52H224ZM8 52V53H7ZM14 54H13V53ZM48 52V53H47ZM86 52V53H85ZM93 52V53H92ZM95 52V53H94ZM109 52V53H108ZM114 52H116V53H114ZM120 52V53H119ZM222 52V53H221ZM36 53H34V54H36ZM67 54V56L65 57V54ZM69 53H71L70 55H69ZM79 53V54H78ZM104 53H105V55H104ZM127 53H128V55H127ZM222 55H221V54ZM40 54V55H41ZM56 54V53H55ZM101 54L104 56H101ZM108 54V55H107ZM112 55L113 56V58L114 57H120V61L119 60H115V59H110V57H108V56H110V55ZM128 56H126V55ZM130 54H132V55H134V56H132L131 57V55ZM9 55H11V56H9ZM47 55H49V57H47ZM63 55V56H62ZM100 55V56H99ZM129 55H130V57H129ZM107 56V57H106ZM29 57H30V55H29ZM66 58V59H64V62L62 61L63 59L62 58ZM118 57V58H119ZM42 58V59H41ZM45 58H46V60H45ZM74 58V59H73ZM76 58V59H75ZM106 58V59H105ZM108 58H109V60H108ZM126 58V59H125ZM129 58V59H128ZM135 58V59H136ZM14 59H16V63H15V61H14ZM21 59V62H22V60H23V62L21 63L19 60ZM48 59H49V61H48ZM71 59V60H70ZM79 59V60H78ZM81 59H82V61H81ZM95 59H96V61H95ZM8 60V61H7ZM14 62H13V61ZM38 60H40V62H41V60L42 61H48V63H50V64H57L58 65V67H57V65H49L48 63H46L47 64V66H49L48 68H50V67H53L51 70H49L48 72H49V74H51V76H52V74L54 73L55 74V76L53 75L52 77L51 76H49V74H48V72H46V75L44 74L45 73V71L43 72L42 71V69L43 70H48V68H47V66H46V68H45V66L44 67H42V69H41V67H37V64L39 63V61ZM50 60H53L52 62H50ZM75 60V61H74ZM86 62H85V61ZM99 60V61H98ZM103 60V61H102ZM115 60V61H114ZM29 61H27V62H29ZM37 61H38V63H37ZM55 61V62H54ZM67 61H69V62H67ZM79 61V62H78ZM94 61V62H93ZM105 61H112V62H109L110 63V65L109 64H107L106 63V66L104 65L105 63ZM122 61V62H121ZM17 62H18V64H19V62L21 63L20 64V66L18 65V66H16L17 65ZM37 64H36V63ZM85 62V63H84ZM99 62V63H98ZM32 63V64H31ZM34 63L36 64V66H35V68L37 69V68H39V69H37V72L35 71V69H34ZM72 63V64H71ZM86 63H87V65H86ZM94 63H96L95 65H94ZM129 63V64H128ZM23 64V67L21 66ZM24 64H26L25 65V67H24ZM63 64H65V65H63ZM15 65V66H14ZM71 65V66H70ZM75 65V66H74ZM77 65V66H76ZM80 65H81V67H80ZM103 65V66H102ZM120 65V66H119ZM73 66V67H72ZM86 66V67H85ZM92 66V67H91ZM99 66V67H98ZM105 66V67H104ZM109 66H111V67H113V68H111V67H109ZM22 67V68H21ZM33 67V68H32ZM62 67V68H61ZM70 67V68H69ZM78 67V68H77ZM107 67V68H106ZM108 67H109V70H108ZM134 67V68H133ZM62 69V70H59V69ZM95 68H97V69H95ZM100 68V69H99ZM112 70H111V69ZM118 68V69H117ZM124 68V69H123ZM131 68V69H130ZM139 68V67H138ZM58 69V70H57ZM68 69V70H67ZM104 69H106V70H104ZM133 72H131L130 70ZM29 70V71H28ZM39 70H41L40 71V73L38 72ZM55 70H57V71H55ZM78 72H77V71ZM107 70L109 71V72H107ZM117 70V71H116ZM122 70V71H121ZM128 73H126L125 71ZM33 71H35V74H37L36 76L35 75H33V74H28L29 72H33ZM52 71H55V72H52ZM59 71H62L63 73H68V74H66V75H64L63 73H60ZM74 71H76V72H74ZM110 71H113V76L111 77V79L110 80H107V78L105 79V77L107 76V75H109V73H110ZM115 71V72H114ZM129 71L131 72V78H129L130 77V73H129ZM105 72H107V74L105 73ZM117 72V73H116ZM135 72V73H134ZM34 73V72H33ZM43 73V74H42ZM123 73H124V75H123ZM125 73H126V76H125ZM27 74V75H26ZM40 74H41V76H40ZM47 74H48V76H47ZM57 74V75H56ZM60 74V75H59ZM62 74L64 75V76H62ZM80 74V75H79ZM102 74V75H101ZM128 75V76H127ZM33 76V77H32ZM44 76V77H43ZM125 78H124V77ZM35 77V78H34ZM40 77V78H39ZM47 77V78H46ZM49 77V78H48ZM87 77V78H86ZM100 77V78H99ZM123 77V78H122ZM180 77V76H179ZM35 79V80H33V79ZM46 78V79H45ZM104 78V79H103ZM113 78V79H112ZM129 78V79H128ZM37 79V80H36ZM100 79V80H99ZM178 79H180V80H183V79H181V77L180 78H178ZM39 80V81H38ZM102 80V81H101ZM94 81V82H93ZM121 81V82H120ZM159 81V80H158ZM56 83V85H55V83ZM64 82V83H63ZM82 82H84V83H82ZM96 82V83H95ZM102 82V83H101ZM104 82V83H103ZM105 82H106V84H105ZM111 82V83H110ZM123 82V83H122ZM63 83V84H62ZM116 83V84H115ZM135 83H137V84H135ZM114 84V85H113ZM134 84V85H133ZM54 85V86H53ZM71 85V86H70ZM78 85V86H77ZM122 85H123V87H122ZM53 86V87H52ZM57 86V87H56ZM66 86V87H65ZM135 86V87H134ZM80 87V88H79ZM100 87V88H99ZM156 87H158V86H156ZM65 88V89H64ZM85 88V89H84ZM132 88V89H131ZM133 88H134V90H133ZM159 88L161 89V88H163V86L161 85V86H159ZM159 88H156V89H159ZM87 89V90H86ZM127 89H129V90H127ZM131 89V90H130ZM253 90H256L255 88H252ZM85 90V91H84ZM122 90V91H121ZM246 91L245 92H247V89H245ZM258 90V89H257ZM255 91L254 93H255V95L257 96V97H259V99H255V100H257V102L254 100V104L253 105H255V103H256V108H257V106H261L262 104H264V102H263V100H264V96H262V95H264L263 93H262V95H261V91H260V93H259V90L258 91ZM137 93H136V92ZM249 91V90H248ZM78 92H80V93H78ZM121 92V93H120ZM120 93V94H119ZM126 93V94H125ZM130 93V94H129ZM133 93H135V95H139L138 97H136L134 94V97H133V95L132 94ZM257 93V94H256ZM118 94V95H117ZM122 94V95H121ZM259 94H260V96H259ZM130 95V96H129ZM132 96V97H131ZM39 97H40V99H39ZM128 97H130V98H132V99H130L129 100V102H127L128 101ZM260 97H261V99H260ZM35 98V99H34ZM122 99V100H121ZM136 99L137 100H140V101H138V102H136ZM142 99V100H141ZM29 100V101H28ZM33 100V101H32ZM40 100V101H39ZM259 100H261V101H259ZM10 101V102H9ZM45 101V102H44ZM130 101H132V102H130ZM133 101H134V103H133ZM207 101V100H206ZM3 102H4V104L5 105H3L2 106V104H3ZM16 102V103H15ZM177 102V101H176ZM176 102H174L173 101V103L175 104V105H177V103ZM204 102V104L203 103H201L202 105H205V103H207L206 104V106H203L202 107V105H200V102H199V106L200 107H202L201 108V111L204 109V110H206V112L204 111V119L206 118L205 117V114L207 113V112H209V113H207V115L206 116H208V115H210V116H208L210 119H214L215 117L217 118V116L219 117V116H221L222 117V119L226 116L225 115V113H226V111H225V113L223 112V111H219V109L220 108H216L217 110H214V111H211L210 109H212L211 107V105H209L208 103V101L207 102H205V101H203ZM261 102V103H260ZM7 103V104H6ZM128 103V104H127ZM225 103V102H224ZM11 104V105H10ZM133 104H134V106H133ZM138 104V105H137ZM185 104V103H184ZM261 104V105H260ZM9 105V106H8ZM125 105H128V106H125ZM131 107H130V106ZM171 105H172V103H171ZM187 105V104H186ZM5 106V107H4ZM123 106V107H122ZM137 108H136V107ZM173 106V109L175 108V107H177L178 109H179V107L181 108V106L180 105H178V106H175L174 107V105H172ZM207 106H208V108H207ZM211 106V107H210ZM263 107H260V109H263L264 108V105H262ZM50 107V108H49ZM54 109H52V108ZM200 107H198V108H195L194 110L195 111H193L194 113H197L199 110H200ZM206 109H205V108ZM226 107V106H225ZM11 108H13L12 110H11ZM87 108V109H86ZM145 108V109H144ZM210 108V109H209ZM230 107L227 105V107L225 108V110H227V109H229ZM6 109V110H5ZM48 109H49V111H48ZM91 109V110H90ZM139 111H138V110ZM172 109V108H171ZM171 109H169V111H168V113L170 114V112L172 111ZM198 109V110H197ZM208 109H209V111H208ZM259 109V108H258ZM9 110V111H8ZM135 110H137V111H135ZM156 110V112H157V114L159 115V111H157V109H155ZM155 110H154V115H156V117H157V114H155L156 112H155ZM174 110H176V108L174 109ZM213 110V109H212ZM230 110V109H229ZM229 110L227 111V112H229ZM15 111V113H13ZM46 111H48L47 113H46ZM53 111V112H52ZM103 111H104V113H103ZM140 111H141V113H140ZM176 111H179V110H176ZM210 111H211V113L213 114H210ZM217 111V112H216ZM263 111V110H262ZM10 112V113H9ZM78 112V113H77ZM84 112V113H83ZM143 112V113H142ZM218 112H219V114H218ZM264 112V111H263ZM3 113V114H2ZM4 113H5V115H4ZM46 113V114H45ZM54 113V114H53ZM123 115H122V114ZM167 113V114H168ZM200 113V112H199ZM215 113H217V114H215ZM223 113H224V116H222L223 115ZM12 114H14V115H12ZM50 114H52L51 115V117L52 118H48V117H50V116H48V115H50ZM102 114H105V115H102ZM121 114V115H120ZM125 114V115H124ZM141 114V116H140V118H143V119H139V115ZM143 114V115H142ZM166 114V115H167ZM169 114H168V117H169ZM198 114V113H197ZM196 114V116H194V118L193 117H191V119L190 120H192V118L193 119H198V115ZM215 114V115H214ZM221 114V115H220ZM57 115V116H56ZM127 115V116H126ZM211 115H212V117H211ZM13 116V117H12ZM16 116V117H15ZM18 116V117H17ZM78 116V117H77ZM119 116H120V119H119ZM122 116V117H121ZM123 116L124 117H126V118H123ZM44 117V118H43ZM46 117V118H45ZM56 117V118H55ZM197 117V118H196ZM207 117V118H208ZM220 117V118H221ZM228 117H229V115H228ZM228 117H226V119H224V120H220V123H219V121L217 122V125H216V123L213 125V127L216 125V126H219L218 125V123L219 124H221L222 122V124L220 125V126H224V124H229V122L228 123H226L227 122V118ZM48 118V119H47ZM54 118V119H53ZM70 118V119H69ZM99 118H100V120H99ZM103 118V119H102ZM116 118V119H115ZM130 118V119H129ZM165 118H167V116L166 117H164V119ZM14 119H16V121H17V119H18V121L16 122V121H14ZM56 119V120H55ZM122 119H123V121H122ZM126 119V120H125ZM135 119H139V120H136L137 122H133V121H135ZM168 119V118H167ZM166 119V120H167ZM229 119V118H228ZM12 120V121H11ZM30 120H31V123H30ZM37 120H39L40 122H42V123H40L39 121H37ZM50 120V121H49ZM53 120V121H52ZM114 120L116 121V122H114ZM119 120H120V123H119ZM128 120V121H127ZM133 120V121H132ZM142 120V121H141ZM226 120V121H225ZM19 121H20V123H19ZM52 121V122H51ZM98 121H100V122H98ZM132 121V122H131ZM140 121V122H139ZM175 121V120H174ZM222 121V122H221ZM229 121V120H228ZM14 122V123H13ZM35 122H37V124L35 123ZM44 122V123H43ZM123 122H125L126 123V125L123 123ZM127 122H128V124H127ZM25 123V124H24ZM100 123V124H99ZM101 123H103V125H101ZM130 123H132V124H130ZM142 123H143V125H142ZM21 126H20V125ZM22 124H24V125H22ZM27 124H29V125H27ZM36 124V125H35ZM97 124L99 125V127L97 126ZM114 124V125H113ZM134 124V125H133ZM163 124V123H162ZM173 125H174V123H172ZM184 124V123H183ZM185 124H186V126H190V129H189V131H190V133H191V130H193L194 129V127L195 128H199L200 129V131L201 132H203L205 129L204 128H200V127H196V126H194L193 127V125H188L186 122H185ZM27 125V127H25ZM148 126V127H146V126ZM170 125H171V123H170ZM169 124H168V126H170ZM172 125V126H173ZM224 126V127H227L228 128V126ZM116 126H117V129H116ZM128 126V127H127ZM134 126H135V128H134ZM163 126V125H162ZM172 126H170V127H172ZM184 126V125H183ZM215 126V127H216ZM219 126V128L221 129L222 127H220ZM22 127V128H21ZM125 127H126V129H125ZM129 127H131L130 128V132H131V134H132V132H133V136H135L134 134H136L137 135V139H138V141H137V139L135 138V139H133L134 137L132 136V135H130V132H129ZM140 127V128H139ZM144 127L146 128V132L144 131ZM185 127V126H184ZM205 127H207V126H205ZM211 128L210 129H208V131H206V133H212L214 130H218V131H220V133H219V135H222V134H224L225 133V131L224 130H226L225 128H223L224 130H219V128L218 129H216L215 127H214V129L212 128V125L210 126ZM24 128V129H23ZM25 128H26V130H25ZM119 128V129H120ZM134 130H133V129ZM148 128V129H147ZM185 128H187V127H185ZM185 128H183V131H188L187 129L186 130H184ZM193 128V129H192ZM20 129H22V131H20ZM125 129V130H124ZM143 131H142V130ZM199 129H197V131H199ZM204 129V130H203ZM229 129V128H228ZM148 130V131H147ZM149 130H151V131H149ZM195 130V129H194ZM211 130V131H210ZM213 130V131H212ZM27 131V132H26ZM122 131V130H121ZM142 131V132H141ZM153 131V132H152ZM221 131H224L223 133L221 132ZM22 132V133H21ZM25 132V133H24ZM115 132H117V133H115ZM135 132V133H134ZM137 132V133H136ZM138 132H139V134H138ZM145 132V134H142V133H144ZM194 133L196 132V131H193ZM215 133L217 132V131H214ZM141 133V134H140ZM150 133V134H149ZM22 134V135H21ZM97 134H99V135H97ZM108 134L110 135V134H112V135H110V137H111V139H110V137H108ZM156 134V135H155ZM187 134H189V133H187ZM217 134V133H216ZM138 135H140V136H138ZM146 135H147V137H146ZM150 135V136H149ZM154 137H153V136ZM171 137H170V136ZM22 136V137H21ZM98 136H100L99 138H98ZM105 136H107V142L105 141L106 139V137ZM143 136H144V138H143ZM101 137H103V138H101ZM115 137V138H114ZM136 137V136H135ZM140 137H141V139H140ZM157 137V138H156ZM174 139H173V138ZM158 138H160V139H158ZM169 138H170V140H169ZM97 139H100V140H97ZM105 139V140H104ZM109 139V140H108ZM114 139V140H113ZM130 141H132L130 138H128ZM127 139V140H128ZM143 139V140H142ZM19 142H18V141ZM104 140V141H103ZM115 142V143H113L112 144V142L113 141ZM115 140H117V141H115ZM118 140H119V142H118ZM158 141V143H157V141ZM172 140V141H171ZM173 140H175V141H173ZM97 141H100V142H102V143H100V142H98V143H96ZM109 141V142H108ZM143 141H144V143H143ZM17 142V143H16ZM105 142V143H104ZM141 142V143H140ZM191 143H190V147H188V149H191L190 151H192V152H194L195 153V151H196V148L197 147H194L193 145H194V141H190ZM100 143V144H99ZM108 143V144H107ZM147 143V144H146ZM17 144V145H16ZM72 144V145H71ZM103 145V146H100V147H98V149H97V146L98 145ZM106 144V145H105ZM139 144H141V145H139ZM169 144V145H170ZM173 144V147H171L172 149L173 148H175L174 146H177L178 144H179V140H178V144H176V145H174ZM145 147H144V146ZM180 145V144H179ZM3 146V147H2ZM71 146H73V147H71ZM118 146V145H117ZM138 146H141V147H138ZM193 146V147H192ZM19 147V148H18ZM102 147H104V149H102ZM70 148H72V149H70ZM96 148V149H95ZM99 148H100V150H99ZM141 150H140V149ZM148 150H147V149ZM161 148V149H160ZM169 148H170V146H169ZM169 148H166V151H171V152H169V153H165L164 155L168 158L169 157V155L174 151V152H176V150H178L179 152H180V155H178L177 157H175V159L174 158H172L173 159V162H174V164L176 163V158H178V157H180L178 160H180L181 158V160H180V162L183 160V163L181 164V165H184V164H186L187 162L190 164L191 163V165L192 164H194L193 162L195 161V160H197V159H195V157H194V154L191 152V154H189V153H186V151H185V149L183 148V146H182V148H181V146L179 147V149H173V150H171V149H169ZM186 148V147H185ZM192 148H194V149H192ZM2 149V150H3ZM106 149H108V148H106ZM136 149H138L139 150V152H138V150H136ZM155 149V150H154ZM167 149H169V150H167ZM16 150V151H17ZM137 151V152H130V151ZM150 150V151H149ZM75 153H74V152ZM96 151V152H95ZM100 151V152H99ZM17 152V153H18ZM86 152V153H85ZM89 152V153H88ZM91 152V153H90ZM98 152V153H97ZM150 152V153H149ZM183 152V153H182ZM184 152H185V154H184ZM189 152V151H188ZM102 153V154H101ZM147 153V154H146ZM161 153V152H160ZM160 153H156V154H160ZM164 153V152H163ZM162 153V154H163ZM178 153V152H177ZM69 154H71V155H69ZM75 154V155H74ZM74 155V156H73ZM79 155H81V156H79ZM86 155V156H85ZM128 155H129V157H128ZM141 155V156H140ZM146 156V157H144V156ZM161 155V154H160ZM168 155V156H167ZM189 155V156H188ZM30 156V157H29ZM69 156H71V157H73V158H71V159H74V160H71L70 158H69ZM78 156H79V158H78ZM89 156L87 157V160L89 159ZM163 156V155H162ZM161 156V157H162ZM165 156H164V158H165ZM184 156H185V158H184ZM192 156V157H191ZM34 157V158H33ZM75 157H77V158H75ZM82 157V158H81ZM120 157H118L119 159H121ZM144 157V158H143ZM152 157V156H151ZM188 159H187V158ZM190 157V158H189ZM191 158H192V160H191ZM41 159V160H40ZM70 159V160H69ZM101 159V158H100ZM146 159H148V157L146 158ZM168 159H171V156L168 158ZM195 159V160H194ZM45 160V161H44ZM52 160V161H51ZM60 160V161H59ZM68 162H67V161ZM82 161L83 160V162H78V161ZM99 160V159H98ZM129 160H131V161H129ZM176 160V161H175ZM184 160H185V162H184ZM187 160H189V161H187ZM57 161V162H56ZM85 161H86V159H85ZM48 162H49V164H48ZM64 162V163H63ZM67 162V163H66ZM76 162V163H75ZM91 163L92 161H88V163ZM179 162V163H180ZM197 161H195V163H196ZM74 163H75V165H74ZM78 163H79V165H78ZM178 163V161H177V163L175 164V165H177V164H179ZM187 163V164H188ZM198 163V162H197ZM63 164H64V166H63ZM77 164V165H76ZM180 165V166H181ZM67 166V167H68ZM191 170V171H190ZM194 168L192 169H189V172H188V174H189V176H194L195 177V175L194 174H191L192 173V171H193V173H194ZM210 170V171H209ZM201 171V170H200ZM203 171V173L205 172L206 174H207V178H206V176H204V174H202L203 176H202V178H204L205 177V179H206V182L208 181L207 179L209 178L208 177V173L209 172H211V169L210 168H207V169H203L202 170ZM201 171V172H202ZM157 172V171H156ZM185 171H183V173H184ZM185 173H187V171L185 172ZM153 175H157L155 172H153L152 173ZM151 174V176H153ZM159 174V173H158ZM205 174V175H206ZM2 176V175H1ZM0 176V190L4 187V189L2 190V192H3V194H2V192L0 191V194H2L4 197H6V196H8L7 194H6V192L8 191V192H10V193H8L9 195H11V196H9V197H6V198H4L2 195H0L1 197H0V200H1V198L3 197L5 200H7V198H9V200H11V202H9L10 203V206H12V207H10L12 210H14V212L17 214V212L18 211H20L21 209H22V207L23 206H21L22 205V201H25V202H27L26 204L27 205H25V202L23 203V205H25L26 207H28V208H23V210H24V215H25V217L22 215V211L21 212H19V213H21V214H19L18 213V215H22V217H24V218H26V220L28 221V223H30V224H32V222L33 223H35V224H39L40 223V221H42V224L40 223L39 225L41 226V225H43V227H46V230L47 231H50L49 233L48 232H46L48 235L50 234L51 236L53 235V236H55L54 238L56 239V237L58 236H60L59 238L57 237V239L59 240L60 238H65V236L64 237H62L63 235H68L70 232V234L67 236V238L69 239L70 237H71V239H69V240H67L66 241V239H63V240H60V241H63V243L62 242H60L62 245L65 243V242H67V244H66V247L69 249L70 248V250L69 251H71V250H75L74 252H75V254L77 255V257H81V258H79L81 261H84L83 263L84 264H104V261H106V264H110L107 260V257H105L103 254L101 255V253H103V251L100 249V248H98V250L100 249V252L98 251V250H96V249H94L95 247H97V246H99V245H95V247L93 246V244H95L94 243V241H91V236L90 235H88L87 236V234H89L88 232H85L86 231V229H83L84 231H82V228H81V231H80V227H83L84 225H82L83 224V219H82V223L81 224H79L80 222H76L75 224L74 223H72L75 219H76V217H77V220L79 219V218H81V216H79V214L78 213H80L79 212V210H78V208H77V210L75 209L76 207H75V204L74 205H72V204H69L71 207H73V209L72 208H69V210L70 209H72L73 211H70L71 213V217H72V214L75 216L76 215V217H74V218H72L73 220L72 221H69V219L71 218L70 216V218L68 217V215H66L67 213L62 209V205H60V206H58L57 207V205H59V204H57L56 205V203H55V205H54V207H57V208H55L54 209V207H48L49 205H51V204H49L48 205V203L46 204L43 200H46V198L43 196V197H41V195H42V193L41 192H39L40 190L39 189H34L32 192H29V189L27 190V186L25 185V187H24V185H23V187H19V189H18V187H17V190H19V195H17V196H15L14 195V193H16V191L17 190H15V192L14 191H10L11 189L13 190V188H12V186L11 185H9L10 183L8 182V180H6V181H4L6 178H2ZM192 176V177H193ZM191 177V178H192ZM197 177V176H196ZM2 178V179H1ZM167 178V177H166ZM154 179H156V178H154ZM153 179V180H154ZM169 179V178H168ZM171 179V178H170ZM169 179V180H170ZM172 179H174L173 177H172ZM199 179V178H198ZM201 179V178H200ZM172 181V180H171ZM170 181V182H171ZM9 183V184H6V183ZM206 182H204L205 184H207ZM189 183V182H188ZM188 183L186 184V186H192V188L191 189H193L194 188V186H193V184L192 183H190V185H188ZM192 184V185H191ZM3 185V186H2ZM178 185V184H177ZM183 187H185V185H183V184H181ZM8 186H9V189H7L8 188ZM182 186L180 187V186H178V187H180L181 188V190H185L187 187H185L184 189H182ZM2 187V188H1ZM177 187V188H178ZM25 188V189H24ZM141 188H145V186H141ZM7 189V190H6ZM191 189L189 188V189H187V191H191ZM35 190H37V191H35ZM20 191H21V194H20ZM14 192V193H13ZM258 192L259 191H256L255 192V194H256V199H257V201L259 202V203H264V191H260L259 192V194H258ZM5 193V194H4ZM12 193H13V195H12ZM18 193V192H17ZM41 193V194H40ZM219 193V192H218ZM218 193L216 194V192H215V194L217 195V197L216 196H214L215 194H209V199H210V202H206L207 204H206V206L208 205V214H209V217H207L208 215L206 214V217L204 216V218L205 219H209V223H211L212 225L214 224H217V223H215V222H217L219 219L220 220H223L224 221V219H221V217H219V216H222L223 218H224V216L225 215H230V216H228V218L231 220V218L232 217H234L233 215H235V217H236V213H237V215H239L240 213H239V208L237 207L238 205H236V204H238V200H236L237 202H234V201H231L229 204H231L230 206L228 205V203L226 202L227 200H229V199H227L228 197H225V196H223L222 195V193H221V195L219 196L218 195ZM23 194V195H22ZM31 194L33 195L32 197H30L31 196ZM190 194H192V193H190ZM194 194V193H193ZM261 194V195H260ZM21 195V196H20ZM30 195V196H29ZM211 195V196H210ZM225 195V194H224ZM12 196H15L14 197V201L12 200L13 198H10V197H12ZM20 196V197H19ZM24 196H26V197H28V199L26 198V197H24ZM189 196H191L192 197V195H188V197ZM212 196H213V198H212ZM18 197V198H17ZM33 200H30V198ZM35 197H38V198H35ZM190 197V198H191ZM220 198V200H218L219 198ZM224 197H225V199H224ZM35 198V199H34ZM41 198V199H40ZM43 198H45V199H43ZM194 198H195V196H194ZM193 197H192V200L194 199ZM213 200H212V199ZM221 198H223V199H221ZM259 198V199H258ZM3 199V200H4ZM22 201H21V200ZM27 201H26V200ZM189 199V198H188ZM21 202H20V201ZM28 200L29 201H32L31 203H29L28 202ZM192 200H188V201H190L189 203L187 202V204L189 205H191V204H193L191 201ZM215 200H216V202H215ZM230 200H231V198H230ZM234 200V199H233ZM8 201V200H7ZM16 201V202H15ZM214 201V202H213ZM217 201H219V202H217ZM221 201V202H220ZM13 202V203H12ZM34 202V203H33ZM44 202V203H43ZM196 200H195V204H196ZM211 202H213V204H211L210 205V203ZM224 203V206H222L223 205V203ZM11 203H12V205H11ZM28 203L29 204H31V206H29L28 205ZM216 203H217V205H216ZM220 203H221V205H220ZM227 203V204H226ZM14 204V205H13ZM19 204H21V205H19ZM41 204H42V206H41ZM197 204H199V206L201 205L199 202H197ZM9 205V204H8ZM214 205V206H213ZM216 205V206H215ZM218 205H220V206H218ZM234 205V206H233ZM21 206V207H20ZM45 207V209L48 207V209L50 208V210H47V213L44 211V207ZM51 206H53V205H51ZM69 206V207H70ZM94 206L95 207H98L99 208V210H98V208H95L96 209V211L98 210V213H96L97 215L99 214V216L101 217V219L103 218V209L101 208V207H99L97 204L95 205L94 204ZM217 206L219 207V208H217ZM229 206V207H228ZM236 206V207H235ZM14 207V208H13ZM17 207V208H16ZM40 207H42L41 209H40ZM214 207V208H213ZM232 207V208H231ZM234 207V208H233ZM19 208H21V209H19ZM60 208V209H59ZM220 208H222V211L220 212ZM224 208V209H223ZM263 208V209H262ZM262 208H260V209H258V211H257V213H255L256 214V216H254L253 218H254V221H253V223L252 222H250V221H248L247 223H245L246 225H244L243 224V227L241 226V223L238 225V226H240L236 231H238L237 233H239V230H242L241 232L242 233H239V234H237V235H235L234 236V234L232 235V236H234L233 238H235V239H239L238 241L236 240V242H238L237 243V246L235 245L236 243H235V241H233V238L231 237L230 238V236H225V232H228V234H229V232L231 231V230H228L227 231V229H229V228H227V226H225V228H227V229H225V228H223L224 230H223V236L222 237H225V238H222V241H223V243L224 242H229L230 241V239H232V242H234L233 243V245L235 246V247H233V245H232V243L231 244H229L228 242V244L227 243H224V244H227V245H229L228 247H229V254H228V256H233V258L231 257V261L234 259V262L233 263H231V264H249L250 263V261H251V263L250 264H257V262H256V260L259 262L258 264H264V207H262ZM51 209H52V213H51ZM216 211V213H215V211ZM218 209H219V212H218ZM237 209H238V211H237ZM41 210H42V212H41ZM60 210V211H62L61 213H59L58 211ZM17 211V212H16ZM26 211V212H25ZM44 211V212H43ZM50 211V212H49ZM58 213H57V212ZM211 211V212H210ZM228 211H229V213H228ZM231 211V212H230ZM54 212V213H53ZM66 214H65V213ZM224 212H226V213H224ZM232 212H233V215H232ZM41 213V214H40ZM43 213H45V214H43ZM64 213V214H63ZM206 213H207V211H206ZM211 213H212V215H211ZM213 213H214V215H213ZM218 213L219 214H222V215H218ZM223 213L225 214L224 216H223ZM235 213V214H234ZM57 214V215H56ZM26 215H27V217H26ZM40 217H39V216ZM56 215V216H55ZM81 215V214H80ZM102 215V216H101ZM218 215V216H217ZM55 216L56 217V220H55V217L53 218V217ZM66 216V217H65ZM79 216V217H78ZM106 216V215H105ZM210 216H211V218H210ZM37 217H39V218H41V219H39V221H38V218ZM65 217V218H64ZM100 217H99V219H100ZM109 218V219H111V220H113V218H110L109 216H106V218ZM216 217V218H215ZM219 217V218H218ZM226 217V216H225ZM241 217V216H240ZM37 218V220H35ZM50 218H52L51 220H50ZM69 218V219H68ZM236 218H238V217H236ZM242 218V217H241ZM47 219V220H46ZM62 219H63V221H62ZM68 219V224L70 225L69 227H68V231H69V228H71V230H70V232H66V234H62V233H64L65 232V230L66 229H64L63 227H60V225L58 226L57 224H64L65 223V220H67ZM100 219V220H101ZM218 219V220H217ZM49 220V221H48ZM52 220H55L54 221V225L55 226H57V227H59V228H57L58 230H54L53 228H55L54 227V225L51 223V225H50V222H52ZM71 220V219H70ZM81 219H79V221H80ZM212 220V221H211ZM251 220V219H250ZM255 220H256V222L258 223V225H259V223H260V226H258L257 224H256V222H255ZM32 221V222H31ZM44 221H46L45 222V225H44ZM76 221V220H75ZM74 221V222H75ZM102 221H103V219H102ZM113 221H116L115 219L113 220ZM211 221V222H210ZM222 221V222H223ZM39 222V223H38ZM49 222V224H47V226H46V223H48ZM60 222H62V223H60ZM233 222V221H232ZM56 223V224H55ZM77 223L79 224V226L80 225H82V226H78V228L76 229V226H77ZM100 223H102V222H100ZM99 222L97 223V226H96V228L98 229V225L100 224ZM118 223V222H117ZM116 223V224H117ZM223 223H225V222H223ZM234 223V222H233ZM232 223V224H233ZM249 223H251V224H249ZM263 223V224H262ZM35 224H33V225H35ZM62 224V225H63ZM66 224V223H65ZM73 224V225H72ZM85 224V223H84ZM103 224V226H107V224L106 225H104V223H102ZM102 224H100L99 225V228H102L103 226H102ZM229 225L231 224V222L230 223H228ZM231 224V225H232ZM254 224H256L257 226H255ZM72 225V226H71ZM75 225V228L73 227ZM249 225V226H248ZM250 225H251V227H250ZM51 226V227H50ZM216 226V225H215ZM214 226V227H215ZM222 226H223V224H222ZM249 227V229H248V227ZM261 226H263V227H261ZM53 227V228H52ZM85 227V226H84ZM83 227V228H84ZM217 227V226H216ZM246 227V228H245ZM261 227V228H260ZM63 228V229H62ZM107 229H109L110 228V230L108 231H105L106 229L105 228H103V229H105L104 231L102 230V229H99V231L100 230H102L103 231V233L101 232V234H100V232H99V234L96 232V234L98 235L97 237L98 238H101L100 240H99V242L101 243L102 241H104V242H108L109 241V244H110V242H111V240L112 239H110V237H108V240L107 241H105L106 239H107V235L109 234V236L112 234V236H115L116 238H118L119 236H118V234H119V232L117 233V229H112L113 227H109L108 228V226L106 227ZM245 228V229H244ZM56 229V228H55ZM60 229V230H59ZM245 231H244V230ZM261 229V234L259 233V230ZM44 230H45V228H44ZM62 230H63V232H62ZM74 230H76V232L78 231V232H82V233H74ZM254 230V231H253ZM53 231H55V232H57L56 234H55V232L54 233H52ZM59 231V232H58ZM98 231V230H97ZM113 231V232H112ZM246 231L248 232L247 234L248 235H250V236H248L247 234H246ZM256 231V233H254ZM75 234H73V233ZM110 232V233H109ZM112 232V233H111ZM117 233V234H115V233ZM211 232L212 231H210V233H209V231H208V236H209V238H210V236L213 234H211ZM252 232V233H251ZM87 233V234H86ZM104 233H108L107 235L106 234H104ZM234 233H236V232H234ZM258 233V234H257ZM263 233V234H262ZM104 234V235H103ZM113 234H115V235H113ZM122 234V233H121ZM121 234H119L121 237H119V238H122V241H121V239H119V241H120V243H122L123 244V242L125 241L123 238L125 237V239L126 238H129L128 236L129 235H127V237L126 236H122ZM211 234V235H210ZM245 234V235H244ZM256 234V235H255ZM49 235V236H50ZM71 235V236H70ZM77 235V236H76ZM106 235V236H105ZM227 235V234H226ZM243 235V236H242ZM254 237L253 239H254V242L252 243V242H250V241H247V239L249 240L250 238V240H253L252 239V236ZM262 236L263 235V237H261L262 239L260 240L261 242H262V244H263V247H262V244H261V242H259L258 240H257V238L258 237H256V236ZM74 236V237H73ZM106 238H105V237ZM239 236H241V238L239 237ZM247 236V237H246ZM95 237H96V235H95ZM97 237H96V239H97ZM115 237H113V240H114V238ZM230 239H229V238ZM246 237V238H245ZM259 237V238H260ZM115 238V239H116ZM208 238V239H209ZM105 239V240H104ZM110 239V240H109ZM226 239V240H225ZM244 239V240H243ZM102 240V241H101ZM118 239H116L115 240V242L114 241H112V242H114V244H112V242H111V246L109 247L110 248V250H109V252L111 251L112 252V250H111V247L113 248L114 247V245H115V243H116V241H117ZM124 240V241H123ZM126 240H129V239H126ZM209 240H211V238L209 239ZM225 240V241H224ZM255 240H257V241H255ZM97 241V240H96ZM118 241V242H119ZM239 241H241V243L239 242ZM244 241H246V242H244ZM71 244H70V243ZM92 244H91V243ZM99 242H97V243H99ZM127 242L129 243V241H126V243H125V245L127 244ZM210 242V241H209ZM244 242V244H242ZM249 242V245L247 244L246 245V243H248ZM99 243V244H100ZM252 243V244H251ZM258 243H260V246H259V244ZM65 244H64V246H65ZM102 244H103V242H102ZM106 244V243H105ZM242 244V245H241ZM251 244V245H250ZM258 244V245H257ZM124 245V246H125ZM128 245L129 244H127L125 247L126 248H128ZM227 245H225V246H227ZM230 245H232V246H230ZM240 245H241V247L244 245H246V247L243 249V251H241V248H238V247H240ZM254 245V246H253ZM258 247H257V246ZM71 246V247H70ZM107 246V245H106ZM124 246H122V247H124ZM130 246V245H129ZM224 246V245H223ZM223 247V248H226V247ZM247 246H250L249 248V250H248V252L249 253H251V254H249V253H244V251H247V250H245V249H247ZM253 247V250L255 249V250H257V251H254L253 252V250L251 249L252 247ZM94 247V248H93ZM206 247V246H205ZM205 247H203L204 249V251L202 252V253H204L205 255H203L202 253V256H201V260H199V258L198 259H195V260H199L200 261V263H204V264H207V262L208 263H210V262H212L211 260L213 259V261L215 260L214 258H212L211 257V255L210 254H208L209 253V251H208V249H206ZM232 247V248H231ZM256 247H257V249H256ZM261 247H262V249H261ZM115 248V247H114ZM234 248V249H233ZM235 248H236V250L237 249H240L239 251H238V253H241L240 255L236 252V250H235ZM260 248V249H259ZM116 250L118 249L117 247L115 248ZM228 249V248H227ZM230 249H233V250H230ZM114 250V249H113ZM116 250H114V251H116ZM123 250H125V249H121V247H120V249H118L117 251H118V253H122V254H124L123 252H126V251H122ZM235 250V251H234ZM261 250V251H260ZM117 251H116V253H117ZM234 251V252H233ZM241 251V252H240ZM258 251H260V252H258ZM77 252V253H76ZM96 252H98V253H96ZM110 252V253H111ZM127 252H129V255H130V253L132 252H130V250H127ZM126 252V253H127ZM206 252V253H205ZM231 252H233V254L231 253ZM256 252V253H255ZM258 252V253H257ZM72 253V252H71ZM100 253V254H99ZM112 253H114V252H112ZM120 253V254H121ZM235 253V254H234ZM263 254V255H261L260 256V254ZM74 254V253H73ZM115 254V253H114ZM132 254V253H131ZM243 254V255H242ZM256 254V259L254 260V259H251V258H253L254 257V255ZM75 255V256H76ZM101 255V256H100ZM208 255V256H207ZM235 255V256H234ZM239 255V256H238ZM257 255H258V257H257ZM125 256V255H124ZM124 256H122L121 255V259H123L122 257H124ZM128 255H126V257H127ZM237 256V257H236ZM245 256H247V257H245ZM103 257L104 258H106L105 260L103 259ZM126 257H124V259L126 258ZM207 257H210V258H207ZM254 257V258H255ZM263 257V258H262ZM165 258H167V257H165ZM197 258V257H196ZM260 258V259H259ZM262 258V259H261ZM128 259H129V256H128ZM205 259H209L208 261L207 260H205ZM125 260H127V259H125ZM165 260H167V261H165ZM164 261H162V258H161V261H162V264H168L169 263V261H168V259H165ZM229 260V261H230ZM241 260V261H240ZM250 260V261H249ZM129 261H131L130 259H129ZM128 261V263H127V261H126V263L127 264H132V263H130ZM210 261V262H209ZM222 261V260H221ZM108 262V263H107ZM123 262H125V261H123ZM122 262V263H123ZM132 262V261H131ZM165 262V263H164ZM206 262V263H205ZM242 262V263H241ZM112 263V262H111ZM126 263H124V264H126ZM113 264H115L114 262H113ZM133 264H135V262L133 263Z\"/></svg>","mask_w":264,"mask_h":264},{"label":"snow or ice","instance_id":"3","mask_svg":"<svg viewBox=\"0 0 264 264\" xmlns=\"http://www.w3.org/2000/svg\"><path fill=\"white\" fill-rule=\"evenodd\" d=\"M18 5H6L3 0H0V12L4 11L5 8H10Z\"/></svg>","mask_w":264,"mask_h":264}]
</instances>
